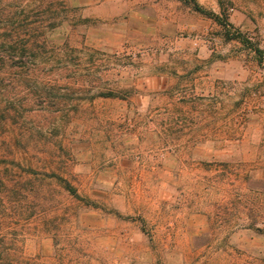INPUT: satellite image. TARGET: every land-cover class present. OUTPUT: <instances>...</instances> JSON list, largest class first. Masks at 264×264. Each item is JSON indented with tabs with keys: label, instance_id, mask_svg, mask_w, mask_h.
<instances>
[{
	"label": "rangeland",
	"instance_id": "rangeland-1",
	"mask_svg": "<svg viewBox=\"0 0 264 264\" xmlns=\"http://www.w3.org/2000/svg\"><path fill=\"white\" fill-rule=\"evenodd\" d=\"M199 1L0 0V264H264V149L252 150L263 107L240 96L254 74L234 8L225 46ZM212 50L229 125L213 115L212 136L175 135L177 99L194 96L174 87L194 79L175 63ZM15 175L43 191L6 196ZM180 210L196 224L172 234ZM176 236L191 246L162 248Z\"/></svg>",
	"mask_w": 264,
	"mask_h": 264
},
{
	"label": "crops",
	"instance_id": "crops-1",
	"mask_svg": "<svg viewBox=\"0 0 264 264\" xmlns=\"http://www.w3.org/2000/svg\"><path fill=\"white\" fill-rule=\"evenodd\" d=\"M199 1V0H198ZM202 7L205 10L212 11L216 16L213 19H206V24L209 27L205 28V31L208 29H212L218 35V38L221 42H225L227 37L226 28L222 25V17L225 13L228 12L230 8H234V12L229 15L230 24L238 30L239 37L235 39V44L240 46L239 52L237 53L239 58L241 59V63L243 64V70L248 68L252 69L251 72L254 74L250 79V83L254 84H238L240 90L243 89V92L240 93V96L246 100L247 97L256 96L260 101V105L263 107L262 112H264V0H202L199 1ZM194 26H192V29ZM232 41V40H229ZM249 41H253L258 43L257 45L252 43V47ZM226 43V42H225ZM228 43L225 44V46ZM218 50V49H217ZM224 50H220L219 52ZM215 51H209L211 59L206 60H196V63L190 64L188 66L187 62H184L182 59H179L175 63L176 74H178L179 79H185L187 76L190 77V81L188 84L190 87L185 86V84H176L174 87H178L180 91H182L185 87L188 89L194 90V96L190 97L188 100H184L183 97L177 99L176 110L174 113V120L181 122V125H178L179 128H175V135L178 136H188V137H207L212 136V126L214 117L216 116L215 121L220 120L221 126L223 124L229 125V93H228V84L226 82L220 81L219 83L212 84L211 81V66L214 62L212 58V53ZM229 52L226 55H222L220 60H224V62L229 59ZM181 51L179 52V54ZM178 54V55H179ZM212 54V55H211ZM244 58V59H242ZM219 60V61H220ZM213 89L220 90V102H216L213 104L211 100L210 94ZM238 104H240L238 98ZM220 115V118L218 117ZM225 122V123H223ZM188 123V126L186 125ZM258 125L260 128H255L256 137H259L257 142H255L254 146L257 147L252 148L253 151H259L260 147L264 145L261 144V132L264 131V118L259 117ZM228 131L221 130L220 136L226 135ZM199 149H207L206 147H197L196 153ZM249 149V148H248ZM209 150H211L209 148ZM206 152V150H204ZM187 159V158H186ZM174 167L180 168V165L183 164L181 158L174 159ZM189 163L190 161L187 160ZM192 180L183 177L180 180V183L188 182L190 183ZM176 220L172 225V234H176V232H188L189 227L194 226L196 223L194 219L198 217L194 213H190V211H182L176 212ZM181 213H183V219H180ZM186 216V217H185ZM163 234L165 233L162 232ZM184 243V244H183ZM162 248L167 249H177L180 246L190 247L191 242L177 240H162L161 241ZM263 264V263H262Z\"/></svg>",
	"mask_w": 264,
	"mask_h": 264
},
{
	"label": "trees",
	"instance_id": "trees-1",
	"mask_svg": "<svg viewBox=\"0 0 264 264\" xmlns=\"http://www.w3.org/2000/svg\"><path fill=\"white\" fill-rule=\"evenodd\" d=\"M12 47H16L17 43L11 41ZM3 139L2 136H0V140ZM13 141L18 144L19 146L22 145V147H25L27 149V146L30 145V139L27 138V140H24V138L16 137L13 138ZM25 143V146L22 144ZM14 146L13 144H7L5 150L7 151V155H13L14 154ZM3 153V152H2ZM39 180L37 179H27L22 180L19 178V176H12L9 183L5 185V191L4 194L9 197L10 194H16L19 193L27 188L30 187V191L34 192L35 194H40L41 191H43L42 187L40 186V183H38ZM12 186V188H11ZM11 197V196H10ZM46 210V209H44Z\"/></svg>",
	"mask_w": 264,
	"mask_h": 264
}]
</instances>
